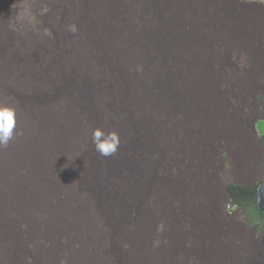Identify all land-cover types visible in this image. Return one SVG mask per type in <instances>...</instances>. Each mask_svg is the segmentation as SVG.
<instances>
[{
    "label": "bare ground",
    "instance_id": "1",
    "mask_svg": "<svg viewBox=\"0 0 264 264\" xmlns=\"http://www.w3.org/2000/svg\"><path fill=\"white\" fill-rule=\"evenodd\" d=\"M257 17L238 0H0V108L15 112L0 264H71L95 223L118 243L89 242L100 264H264L241 211H225L228 179L263 169L224 104L237 90L242 123L264 114ZM95 132L118 134L113 155Z\"/></svg>",
    "mask_w": 264,
    "mask_h": 264
},
{
    "label": "rangeland",
    "instance_id": "2",
    "mask_svg": "<svg viewBox=\"0 0 264 264\" xmlns=\"http://www.w3.org/2000/svg\"><path fill=\"white\" fill-rule=\"evenodd\" d=\"M241 3H243L244 5L247 6H252L255 8V10L258 12V14L262 13V20L261 17H257V24L258 26L255 28H250L253 33L257 34L258 37L260 38L261 41V35L264 37V0H238ZM263 39V38H262ZM225 50L226 47L225 46H221L219 47V50ZM5 67L3 68L4 71ZM235 72H239L241 71V69L237 66L234 69ZM6 72V71H4ZM2 75V73H1ZM0 75V76H1ZM244 89V88H243ZM6 91V90H5ZM8 93H12V91L8 92ZM260 94L256 97L257 101L259 103L264 102V88L259 92ZM237 90H236V94L234 97H236V99H238V95H237ZM232 95L231 92L228 93V95H226V97L224 98V104L227 105V109L230 112L231 115V123H235L238 124L245 128V130H251L253 136L257 139V145L262 149V166L263 169L258 173V175H256L255 179L254 178H248V181L245 180V178L242 177H230L228 179V181L225 183V189L226 192L229 196V202L230 204H226L225 203V211L227 214H229V210H234V209H238L241 211L242 215L246 218V222H245V227L248 228V232L251 235L252 238H254V240H262L264 243V218L258 216L257 212H256V197L254 199H252L254 201V204L252 202L248 203V208L245 210L244 207L239 206V204H237L233 198L230 196L228 190H227V186L229 184H234L235 186H241V187H256L258 188L260 185L263 184L264 182V145H263V141H264V114L262 116V114L257 115L251 122L250 127L246 126L245 123H242V121L239 120V118L241 119L242 117L245 118V115L248 114L249 112H251L250 108L247 107V112L245 114L246 111V107L245 106H239L237 105V103L239 102L238 100H235ZM261 98V99H260ZM237 101V103H236ZM234 103V104H233ZM236 103V104H235ZM242 114H245L244 116H241ZM261 129V130H260ZM254 142V140H253ZM93 148V147H92ZM97 154H99L96 151ZM221 163L223 164V170L224 173L227 174L229 171V168L227 167V163H228V156L227 153L225 151H221L220 153V160ZM254 179V180H253ZM150 199L151 200H155L156 198L152 195L151 197L145 196L142 200V203L145 205H150ZM131 206H133V203H131ZM147 209H151V208H147ZM149 210H147V212H149ZM264 214V213H263ZM140 215V213H139ZM88 220V218L86 219V221ZM3 221H6V218L4 217ZM142 221H143V215H142ZM148 226L147 224H145V222L142 223V229H144V226ZM94 228V235L96 236L94 240H91V237L86 235V234H81L79 240L77 241L79 244V249L76 253H74L73 251H71L69 249V253H70V258L71 259V264H90V260L93 261L94 264H100V259H98L100 257V254H95V252L93 251V248L91 245H89V242H95V240L101 239L103 238V247H107V248H112L111 246L114 244H118L116 239H111L110 243L108 245H106L107 241H104V237H106L109 233L110 230L109 228L105 230L106 234L104 235L103 230H102V234L103 236H100V231L101 228L98 224H94L92 226V229ZM121 230L122 229H118ZM130 230V226L129 224L126 225L125 229L123 231L127 232ZM115 231H117V228L115 229ZM254 235H252V233ZM98 238V239H97ZM163 240V239H162ZM147 245L148 246H152L155 243V240L153 237H148L147 239ZM70 244V243H69ZM25 249L26 251H28L31 255H33V248H30V244L27 243L25 245ZM106 249L103 248V259L105 261V256H106ZM62 260V259H61ZM69 263V262H68Z\"/></svg>",
    "mask_w": 264,
    "mask_h": 264
},
{
    "label": "clouds",
    "instance_id": "3",
    "mask_svg": "<svg viewBox=\"0 0 264 264\" xmlns=\"http://www.w3.org/2000/svg\"><path fill=\"white\" fill-rule=\"evenodd\" d=\"M14 115L13 109L0 108V145H7L13 137V128L15 126ZM92 142L95 150L105 157L113 155L119 147L118 134L114 132L108 133L104 142H101L99 132H95Z\"/></svg>",
    "mask_w": 264,
    "mask_h": 264
},
{
    "label": "trees",
    "instance_id": "4",
    "mask_svg": "<svg viewBox=\"0 0 264 264\" xmlns=\"http://www.w3.org/2000/svg\"><path fill=\"white\" fill-rule=\"evenodd\" d=\"M256 189V187H241L235 186L234 184H229L227 186V190L230 196L237 204H239V206L244 207L245 210L248 208V203L252 202L254 204V201L252 199L256 197L257 200ZM255 207L258 216L264 218V214L258 210L257 205H255Z\"/></svg>",
    "mask_w": 264,
    "mask_h": 264
},
{
    "label": "water",
    "instance_id": "5",
    "mask_svg": "<svg viewBox=\"0 0 264 264\" xmlns=\"http://www.w3.org/2000/svg\"><path fill=\"white\" fill-rule=\"evenodd\" d=\"M264 145V141H263ZM257 205L258 209L264 213V183L257 189Z\"/></svg>",
    "mask_w": 264,
    "mask_h": 264
}]
</instances>
